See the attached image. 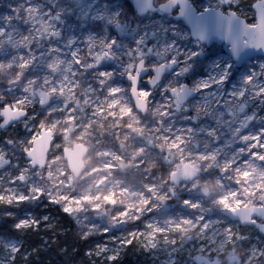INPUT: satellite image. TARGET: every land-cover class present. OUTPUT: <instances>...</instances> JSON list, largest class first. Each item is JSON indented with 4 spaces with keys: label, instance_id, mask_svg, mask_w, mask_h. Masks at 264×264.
I'll return each mask as SVG.
<instances>
[{
    "label": "snow or ice",
    "instance_id": "snow-or-ice-1",
    "mask_svg": "<svg viewBox=\"0 0 264 264\" xmlns=\"http://www.w3.org/2000/svg\"><path fill=\"white\" fill-rule=\"evenodd\" d=\"M8 8L0 12V208L45 198L76 218L82 240L124 228L85 253L106 264L131 246L161 245L178 264L173 253L189 242L184 264H264V62L227 91L232 64H209L205 51L214 36L237 59L264 49V0ZM128 11L177 23L133 28ZM12 227L38 230L40 221ZM0 251V264H16L22 245L2 235Z\"/></svg>",
    "mask_w": 264,
    "mask_h": 264
},
{
    "label": "rangeland",
    "instance_id": "rangeland-1",
    "mask_svg": "<svg viewBox=\"0 0 264 264\" xmlns=\"http://www.w3.org/2000/svg\"><path fill=\"white\" fill-rule=\"evenodd\" d=\"M23 0H0V12H7L9 11L8 6L12 5H18L22 3ZM102 2V3H101ZM206 2V0H204ZM101 4L109 3V4H125L130 3L128 0H100ZM125 18L129 19L130 24L134 28L137 24L144 25V24H152L154 22H160L163 21L164 24H175L177 21L170 17H161L159 14H155L151 17H136L135 13L133 11H128L125 14ZM75 19V18H73ZM182 23V27L184 29H188L189 27L186 25V23ZM75 27V25H73ZM83 29H87V25L82 26ZM110 35H115V32L111 29L109 30ZM125 43H133L131 38L129 37ZM181 46H185V48H193L194 43L191 41H180ZM230 45H225L224 43H217L214 42L211 45L205 44V51L208 52L209 50L211 53H217L219 52L221 55V58L226 63L232 64V69L230 70L233 74L241 73V78L247 73L248 70H250L252 67H254L259 62H264V55H256L252 57L250 60L243 63L241 66H238L236 61L233 59V57L228 53V49H230ZM203 59V57H202ZM245 71V72H243ZM243 72V73H242ZM2 78H0V83H2ZM55 208H59L62 210L61 206L51 204L47 199L41 198L39 201H35L26 205H22L18 208H0L1 216L3 218L5 217V212H13L15 214V219H9L6 221L7 227H0V236L2 235H9L11 236L16 242L22 245V252L17 258L16 264L24 260V256H28L31 252V248L25 244V240L22 238L23 231L16 232L14 228L12 227L13 224L18 219L22 218H35L40 221V228L41 230L50 229L48 225H54L58 224L59 226H64V223L58 222L59 217L56 216V213L54 211ZM63 211V210H62ZM64 213V212H63ZM67 214V213H64ZM68 215V214H67ZM89 220L92 223H96L97 225L101 226L103 228L106 226L107 221L106 219H102L99 217H96L92 215L91 213L88 214ZM48 217L47 220L44 218ZM70 218V222L67 225H70L74 228L75 235L79 237L80 233V226L77 224L76 218L68 215ZM81 219H83V214L81 215ZM137 227L141 228L143 227V224L140 223L137 225ZM125 232V229L122 227H114L110 233L107 235H102L101 233H96L92 237L88 239L87 249L84 252V264H93L95 261V264H106L105 261H103L102 258L92 257L89 258L85 255V253L93 248L96 244H104L106 243L110 237H119L122 235V233ZM47 239H44L46 241ZM192 247V242H189L185 245V249L181 253H173L172 258H176L178 261V264H184V261L187 260V249ZM169 251L170 249L167 246L161 245L157 250H144L139 246H131L127 249H125L120 256L119 261L117 264H165L169 262ZM5 255L2 251H0V260H4ZM59 264V263H58Z\"/></svg>",
    "mask_w": 264,
    "mask_h": 264
},
{
    "label": "trees",
    "instance_id": "trees-1",
    "mask_svg": "<svg viewBox=\"0 0 264 264\" xmlns=\"http://www.w3.org/2000/svg\"><path fill=\"white\" fill-rule=\"evenodd\" d=\"M59 221L64 226L54 224L46 230H23L22 238L31 248L27 260L18 264H84V252L88 240H82L75 235L74 228L67 225L70 218L59 208L54 209ZM0 211V227H7L8 218H3ZM44 239H47L44 241ZM66 250V251H65Z\"/></svg>",
    "mask_w": 264,
    "mask_h": 264
},
{
    "label": "water",
    "instance_id": "water-1",
    "mask_svg": "<svg viewBox=\"0 0 264 264\" xmlns=\"http://www.w3.org/2000/svg\"><path fill=\"white\" fill-rule=\"evenodd\" d=\"M128 1H130V0H128ZM214 42H217V43H220V44L224 43L226 46L230 45L229 42H227L226 40L220 39L219 37H215V36L212 37L205 44L211 45ZM228 53L232 56L231 48L228 49ZM256 55H264V49L247 48L241 53L239 59L235 58L234 56H232V57L236 61L237 65L241 66L243 63H245L246 61L250 60L252 57H254Z\"/></svg>",
    "mask_w": 264,
    "mask_h": 264
},
{
    "label": "bare ground",
    "instance_id": "bare-ground-1",
    "mask_svg": "<svg viewBox=\"0 0 264 264\" xmlns=\"http://www.w3.org/2000/svg\"><path fill=\"white\" fill-rule=\"evenodd\" d=\"M102 3V2H101ZM156 23V22H154ZM185 48V46H182ZM215 61H224L222 58H221V55L219 52L217 53H212V57L211 59L208 61L209 64L215 62ZM245 72V71H243ZM242 72V73H243ZM206 75V73H205ZM242 78H241V73H238V74H233L231 73L230 77H229V80L226 82V89L227 91H231L232 89V85H237L239 86L240 82H241ZM177 212H179V208L176 209ZM152 217L151 216H148L146 217L145 219H151ZM165 264H168V263H165Z\"/></svg>",
    "mask_w": 264,
    "mask_h": 264
},
{
    "label": "clouds",
    "instance_id": "clouds-1",
    "mask_svg": "<svg viewBox=\"0 0 264 264\" xmlns=\"http://www.w3.org/2000/svg\"><path fill=\"white\" fill-rule=\"evenodd\" d=\"M113 212H114V210H110V213H113ZM178 238H179V236H178ZM250 264H255V261L250 262Z\"/></svg>",
    "mask_w": 264,
    "mask_h": 264
}]
</instances>
